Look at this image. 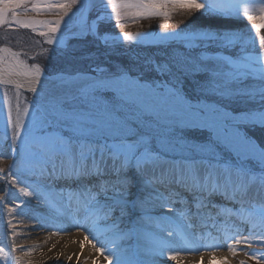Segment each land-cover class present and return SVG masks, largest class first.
I'll return each instance as SVG.
<instances>
[{
  "label": "snow or ice",
  "instance_id": "snow-or-ice-1",
  "mask_svg": "<svg viewBox=\"0 0 264 264\" xmlns=\"http://www.w3.org/2000/svg\"><path fill=\"white\" fill-rule=\"evenodd\" d=\"M177 14L187 23L172 30H127ZM237 18L254 37L224 23ZM0 28L42 38L38 51L0 44V162L13 160L0 264H32L38 245L17 244L13 222L29 214L84 228L92 264L179 262L201 246L264 264V0H0Z\"/></svg>",
  "mask_w": 264,
  "mask_h": 264
},
{
  "label": "bare ground",
  "instance_id": "bare-ground-1",
  "mask_svg": "<svg viewBox=\"0 0 264 264\" xmlns=\"http://www.w3.org/2000/svg\"><path fill=\"white\" fill-rule=\"evenodd\" d=\"M22 224L27 228L26 232H23L20 235H17L15 242L17 244L23 245L25 251L33 246L38 245L32 252V254L27 257L31 261L38 262L39 260H50L53 256H57L58 253H63L60 255L62 257L72 256V263L78 264L80 259L82 264H92V259L85 260V257H94L96 256L95 252L92 249V244L97 243L93 240L90 234L86 233L84 228L78 227H67L64 230L58 231L57 228L47 226H40V222L36 219L29 216H23ZM246 234V233H245ZM87 235V239L85 236ZM219 235V242L226 243L223 240L222 234H217L213 232V236ZM212 240L206 239L202 241V244H211ZM81 244H83V251L81 252ZM55 245V247H53ZM257 244H253L251 248H248L245 245H240L239 247L244 248L249 251L253 247L255 248ZM97 247L100 245L97 243ZM212 248V247H207ZM197 251V250H196ZM196 251H180L179 252V262H174L170 260H162L161 264H197L198 261L194 259L193 254ZM16 255H22L21 252H17ZM77 255L80 256L79 261L77 260ZM238 258H246L243 251L238 252ZM99 264H106L103 259V256L99 257Z\"/></svg>",
  "mask_w": 264,
  "mask_h": 264
},
{
  "label": "rangeland",
  "instance_id": "rangeland-1",
  "mask_svg": "<svg viewBox=\"0 0 264 264\" xmlns=\"http://www.w3.org/2000/svg\"><path fill=\"white\" fill-rule=\"evenodd\" d=\"M250 3L258 2V0H249ZM184 20L185 23H187V18L177 14L170 18H151V19H141L136 23L129 22V26L127 30L129 31H155L159 32L161 31L160 25L161 24H168L169 30H172L177 26L178 21ZM225 25L231 29H235L238 31L243 32L246 36H255L254 29H251V21H248L246 18H237L234 20H228L224 22ZM183 24H180V27H183ZM115 32L122 31L120 28L113 29ZM7 36L8 39L0 38V44H8L9 46H12L14 49L20 50L23 49L25 51H29L30 49H35L38 51V48H35V42L37 40H42V38L36 36L35 34L31 33L30 30H18L14 32H8L5 28H2V31H0V37ZM47 46V45H45ZM135 51L133 54L139 53L140 55H146L150 51H154L153 49H146V48H139L135 47ZM4 144L0 142V148H3ZM12 158L8 157L3 162H0V167H4L5 165H8L11 163ZM3 187L4 185L0 183V196L3 195ZM15 199V195L11 194V197H9L8 201L6 203L10 204ZM6 215V211L4 208L0 207V219ZM8 217V215H7ZM9 218V217H8ZM23 217L21 215H16L14 219V223L17 224V233L18 235L22 234L23 232L27 231V228L25 225L22 224ZM4 229L0 228V246H3V241L1 243V236L3 234ZM5 246V245H4ZM261 246L258 245L257 249H259ZM32 264H74L71 260L68 259V257H62L59 256H53L50 260H39L38 262L32 261ZM78 264H82L81 261H79ZM249 264H254V262L249 261Z\"/></svg>",
  "mask_w": 264,
  "mask_h": 264
}]
</instances>
